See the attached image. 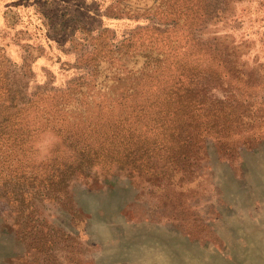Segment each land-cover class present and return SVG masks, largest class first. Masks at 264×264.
<instances>
[{
	"label": "trees",
	"instance_id": "trees-1",
	"mask_svg": "<svg viewBox=\"0 0 264 264\" xmlns=\"http://www.w3.org/2000/svg\"><path fill=\"white\" fill-rule=\"evenodd\" d=\"M225 10L223 0H115L111 14L143 23L84 38L91 48L65 86L23 95L0 77V197L32 208L67 198L73 184L98 186V175L191 178L209 140L233 158L254 127L264 137V102L249 101L264 90V66L246 67L204 35L231 18ZM47 132L55 141L38 156Z\"/></svg>",
	"mask_w": 264,
	"mask_h": 264
},
{
	"label": "rangeland",
	"instance_id": "rangeland-1",
	"mask_svg": "<svg viewBox=\"0 0 264 264\" xmlns=\"http://www.w3.org/2000/svg\"><path fill=\"white\" fill-rule=\"evenodd\" d=\"M114 1L0 0L4 86L23 95L65 86L91 48L84 38L107 28L120 38L143 23L111 14ZM223 5L231 18L208 24L204 35L233 48L246 67L264 66V0ZM257 100L264 102V90L250 95ZM254 128L233 158L209 140L191 178L175 174L157 185L143 173L137 181L98 175V186L73 184L67 198L32 208L0 197V264H264V137ZM54 141L47 132L38 156Z\"/></svg>",
	"mask_w": 264,
	"mask_h": 264
}]
</instances>
